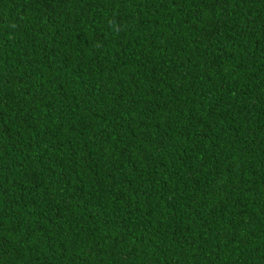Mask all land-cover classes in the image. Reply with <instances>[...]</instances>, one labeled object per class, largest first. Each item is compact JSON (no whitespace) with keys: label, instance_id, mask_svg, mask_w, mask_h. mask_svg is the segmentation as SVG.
I'll return each mask as SVG.
<instances>
[{"label":"trees","instance_id":"trees-1","mask_svg":"<svg viewBox=\"0 0 264 264\" xmlns=\"http://www.w3.org/2000/svg\"><path fill=\"white\" fill-rule=\"evenodd\" d=\"M0 264H264V0H0Z\"/></svg>","mask_w":264,"mask_h":264}]
</instances>
